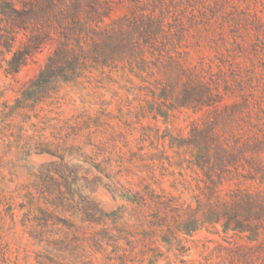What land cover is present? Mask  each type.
Returning <instances> with one entry per match:
<instances>
[{
    "label": "rangeland",
    "instance_id": "rangeland-1",
    "mask_svg": "<svg viewBox=\"0 0 264 264\" xmlns=\"http://www.w3.org/2000/svg\"><path fill=\"white\" fill-rule=\"evenodd\" d=\"M168 4L185 29L174 56L188 66L223 68L236 91L223 103L241 102L244 94L264 107V0ZM130 7L129 1L116 5L109 19ZM23 40L18 34L14 48ZM54 45L14 75L0 64V264H147L151 247L163 254L157 264H227L230 250L257 244L217 225L181 235L182 258L167 251L121 194L148 185L195 208L202 175L178 141L206 111L152 119L144 110L149 79L121 65L60 81L38 102L24 100ZM115 212L116 220L109 217Z\"/></svg>",
    "mask_w": 264,
    "mask_h": 264
},
{
    "label": "trees",
    "instance_id": "trees-1",
    "mask_svg": "<svg viewBox=\"0 0 264 264\" xmlns=\"http://www.w3.org/2000/svg\"><path fill=\"white\" fill-rule=\"evenodd\" d=\"M124 1L131 4L128 12L109 19L114 7ZM168 2L21 0L16 6L11 0H0V55L10 54L0 64L5 61V73L14 75L46 44L54 43L24 100L38 102L60 81H75L85 71L121 65L149 79L150 101L144 110L152 119L165 120L177 110H205L202 121L193 122L188 136L178 141L179 147L191 150V164L202 175L204 186L196 207L183 208L148 185L121 197L134 206L137 219L161 235L167 251H175L176 257L182 258L186 251L181 235L220 225L223 232L257 242L230 250L227 264H264V107L249 102L244 94L239 95L241 102L223 103L236 92L223 68L214 71L204 63L188 66L174 56L185 29L182 20L171 18ZM18 34L24 40L14 48ZM109 217L116 220L118 212ZM146 254L147 264H157L163 256L155 247Z\"/></svg>",
    "mask_w": 264,
    "mask_h": 264
}]
</instances>
